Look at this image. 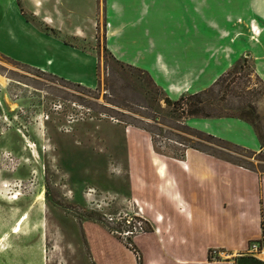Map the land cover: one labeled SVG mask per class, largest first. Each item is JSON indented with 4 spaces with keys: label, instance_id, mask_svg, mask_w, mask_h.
<instances>
[{
    "label": "rangeland",
    "instance_id": "rangeland-1",
    "mask_svg": "<svg viewBox=\"0 0 264 264\" xmlns=\"http://www.w3.org/2000/svg\"><path fill=\"white\" fill-rule=\"evenodd\" d=\"M202 1L192 0L193 10L199 12ZM205 4L209 26L222 23L224 53L240 55L207 88L184 94L193 96L189 101L208 118L249 122L264 145V78L251 58L263 44L264 0ZM197 20L192 16L193 25ZM96 27L93 44L64 39L95 51L94 85L64 80L0 53V264H93L82 226L95 223L111 233L103 215L129 210L133 160L148 161V151L151 160L150 148L153 157L165 160L182 157L190 147L264 172V151L254 154L195 130L187 124L193 118L187 105L184 111L173 107L151 74L113 58L106 47L105 0ZM156 36L161 40V32ZM26 212V224L11 233ZM235 264L264 262L245 255Z\"/></svg>",
    "mask_w": 264,
    "mask_h": 264
},
{
    "label": "crops",
    "instance_id": "crops-1",
    "mask_svg": "<svg viewBox=\"0 0 264 264\" xmlns=\"http://www.w3.org/2000/svg\"><path fill=\"white\" fill-rule=\"evenodd\" d=\"M206 2L196 12L192 0H105L106 47L115 60L151 74L172 101L201 91L240 55L224 53L218 32L222 23L209 26ZM99 12L100 0H0V40L6 44L0 43V53L64 80L94 85L95 51L64 39L93 44ZM192 16L200 19L194 25ZM262 41L250 55L264 78ZM187 124L251 153L264 151L253 125L239 117H193ZM149 150L151 160L149 151L148 161L133 160L131 187V196L147 203L148 231L127 240L141 264H235L245 255L264 262V249L247 251L251 242L264 246V172L190 147L182 157L165 160ZM155 158L165 163L166 177ZM82 231L93 264H137L123 239L90 222Z\"/></svg>",
    "mask_w": 264,
    "mask_h": 264
},
{
    "label": "built area",
    "instance_id": "built-area-1",
    "mask_svg": "<svg viewBox=\"0 0 264 264\" xmlns=\"http://www.w3.org/2000/svg\"><path fill=\"white\" fill-rule=\"evenodd\" d=\"M127 211L104 214L103 218L107 229L115 236L123 238L130 247L128 239L135 237L139 234L147 232L146 221L143 217L144 209L147 207L143 201L132 198L128 204ZM155 232H159L155 228ZM264 249L263 245L258 242H251L248 246V252L258 253Z\"/></svg>",
    "mask_w": 264,
    "mask_h": 264
},
{
    "label": "trees",
    "instance_id": "trees-1",
    "mask_svg": "<svg viewBox=\"0 0 264 264\" xmlns=\"http://www.w3.org/2000/svg\"><path fill=\"white\" fill-rule=\"evenodd\" d=\"M203 93V92H202ZM202 94L200 93V96ZM197 96V95H194ZM199 96V95H198ZM193 96H187V94H183L180 96V98L174 102L166 100L167 103L171 104L175 108L182 109L184 111V105H187L186 113L191 116V117H211L208 114H203L202 109L198 108L195 103H192L189 101V99ZM240 118V117H239ZM134 253L136 254L137 258V264H141V258L140 256L136 253L135 249H133Z\"/></svg>",
    "mask_w": 264,
    "mask_h": 264
},
{
    "label": "bare ground",
    "instance_id": "bare-ground-1",
    "mask_svg": "<svg viewBox=\"0 0 264 264\" xmlns=\"http://www.w3.org/2000/svg\"><path fill=\"white\" fill-rule=\"evenodd\" d=\"M154 163H155L156 166L159 167V171L161 173V176H165L166 175V165H165V163L159 161L157 158L154 159ZM169 188H170V186H169ZM43 197H44V189L39 193L37 199L38 200H42ZM159 218H160V220H162V217H159ZM27 219H28V214L26 212L23 215H21V217L16 221V223H15V225H14L13 230L11 231V233H14V234L19 233L21 231V229L23 228V226L26 224Z\"/></svg>",
    "mask_w": 264,
    "mask_h": 264
}]
</instances>
